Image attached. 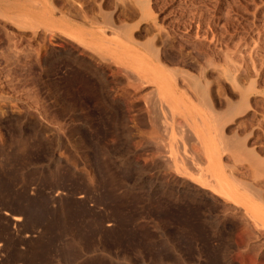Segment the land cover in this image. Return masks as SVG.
I'll use <instances>...</instances> for the list:
<instances>
[{"label": "rangeland", "instance_id": "374dc122", "mask_svg": "<svg viewBox=\"0 0 264 264\" xmlns=\"http://www.w3.org/2000/svg\"><path fill=\"white\" fill-rule=\"evenodd\" d=\"M54 2L80 21L100 9L140 18L123 16L120 0ZM11 6L20 20L3 14ZM149 7L160 30L141 20L135 47L152 43L178 70L168 79L188 112L152 81L25 22L26 0L0 1V264H264V220L202 182L201 140L209 131L215 161L264 210V0Z\"/></svg>", "mask_w": 264, "mask_h": 264}, {"label": "bare ground", "instance_id": "6f19581e", "mask_svg": "<svg viewBox=\"0 0 264 264\" xmlns=\"http://www.w3.org/2000/svg\"><path fill=\"white\" fill-rule=\"evenodd\" d=\"M26 1L28 3V6L32 7L33 10L31 13L28 14V16H25V22L29 23L31 21H34V23L43 26L45 30H48L51 33H55L56 31H61L65 33L72 39L78 41L86 49L96 53V55L100 56L101 59L116 62L118 68L121 69L123 74H127L130 72L134 75V78L136 77L140 80L152 81L155 84L156 94L160 97H164L167 100L172 111H190L191 107L186 102V100L175 95L174 88L177 87L172 84L168 79L175 73H178V70L164 69V65L160 61L157 49L152 43H147V54L145 52L139 51L135 47L137 41L133 37L132 29L134 27H137L141 20L149 19V22L152 24V28L160 30V25H158L156 17L152 14L150 10L151 8L149 7V0H120L122 4L121 11L126 10L122 13L123 16L126 15V17H132L139 13L140 18L133 24L127 22L120 23L122 21L118 22L117 20L119 19V16L114 19L111 17V15L104 14L106 12H104L103 9H100L99 6L98 10L100 9L101 11L99 10L100 15L98 17L97 14L95 15V13L93 12L94 10L92 9L93 11H91L94 13L95 16H91L88 13L87 15L86 12L85 14L82 12L80 21L75 18V14H71L74 16L73 17L67 15L66 11H62L61 9L63 8L58 7L55 4L54 0ZM68 2L66 4H68L69 6ZM11 7H13L14 9L7 7L3 11V14L6 15L9 19L20 20L21 9H18L14 6ZM70 8L73 9L72 7ZM70 8L68 10H70ZM81 11H83V9ZM76 15L78 16V13H76ZM107 29H110L111 33H106ZM128 76L130 77V74ZM230 80L233 86L236 87V80L233 77H231ZM243 96V98L246 99V94H243ZM194 114H196L197 118L200 120L205 129V126L207 125L206 120L208 118L207 114L199 110H195ZM202 134L203 135L201 136V140L205 146L208 158L207 169L211 176V179H208V181L203 180L202 182L210 185L213 190L220 193L222 198L229 199L235 202L236 204L244 207L248 212V215H250L253 220H264V210H259L258 204L251 201V199L248 198V196H246L238 188L239 183L237 182V186L235 184V181V183L232 182L230 177L233 176H226L221 164H219L218 161H215V138L210 134L209 131L203 132ZM260 196L261 195H259L258 198ZM19 216L20 215L16 216L15 214L11 218L17 222L20 219Z\"/></svg>", "mask_w": 264, "mask_h": 264}]
</instances>
